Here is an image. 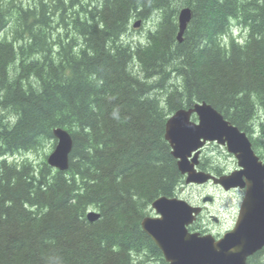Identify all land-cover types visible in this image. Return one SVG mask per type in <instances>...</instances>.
Wrapping results in <instances>:
<instances>
[{
  "label": "trees",
  "instance_id": "1",
  "mask_svg": "<svg viewBox=\"0 0 264 264\" xmlns=\"http://www.w3.org/2000/svg\"><path fill=\"white\" fill-rule=\"evenodd\" d=\"M198 102L249 136L264 116V0H0V264H167L141 223L184 184L166 123ZM56 128L68 170L15 160Z\"/></svg>",
  "mask_w": 264,
  "mask_h": 264
},
{
  "label": "water",
  "instance_id": "2",
  "mask_svg": "<svg viewBox=\"0 0 264 264\" xmlns=\"http://www.w3.org/2000/svg\"><path fill=\"white\" fill-rule=\"evenodd\" d=\"M192 16L189 7L179 13L180 42ZM194 114L197 122L193 121ZM53 135L57 144L47 162L66 171L73 148L72 136L64 128L54 129ZM165 138L179 171L187 175V184H204L211 180L226 190L245 189V196L235 226L220 239L189 231L202 208L180 198L155 200L152 207L157 215L143 219V231L160 249L167 264H247L250 257L264 249V159L253 150L245 132L206 102L175 112L166 123ZM209 142L226 146L237 158L240 169L220 177L198 171L201 150ZM87 217L95 221L100 214L90 211Z\"/></svg>",
  "mask_w": 264,
  "mask_h": 264
},
{
  "label": "rangeland",
  "instance_id": "3",
  "mask_svg": "<svg viewBox=\"0 0 264 264\" xmlns=\"http://www.w3.org/2000/svg\"><path fill=\"white\" fill-rule=\"evenodd\" d=\"M134 23H132L130 31L124 38L127 43L136 44L140 41L144 42L147 37L148 28L153 24H156L154 19H152L149 22L141 23L140 27L133 29L132 26ZM133 70L137 71L136 65L133 67ZM257 116L258 119L255 121V126H252L250 135L253 136V139L262 143L264 138H262L263 133L260 124L263 123L264 116L262 114ZM194 121H196V119H194ZM53 142H55L56 146V139L55 141H48L45 148L41 149L39 152L19 154L15 160L21 162L23 159L28 158L34 164L38 165L44 159L45 154L48 157L54 150L55 146H52ZM262 151L263 153L261 156L264 155V150L262 149ZM202 154L203 157L201 162L204 168L212 173H214L213 171L216 169L219 171L221 170L223 173H228L237 167V162H235V158L232 157V154L228 153L226 148H222L218 144H207L203 149ZM15 160L11 158V161ZM205 195H210L213 198V201L203 203L202 200L205 199ZM177 197L187 200L193 205L200 204L206 206L207 210L203 214L200 224L206 226L215 236L218 234L220 235L233 227L238 216L241 199H243L240 191L226 192L221 187L214 186L212 183L201 186L186 184L185 181L179 188ZM156 215L155 211H152L150 214V216ZM211 215L215 216L214 218L219 219V221H213L210 217Z\"/></svg>",
  "mask_w": 264,
  "mask_h": 264
},
{
  "label": "flooded vegetation",
  "instance_id": "4",
  "mask_svg": "<svg viewBox=\"0 0 264 264\" xmlns=\"http://www.w3.org/2000/svg\"><path fill=\"white\" fill-rule=\"evenodd\" d=\"M252 136V135H251ZM250 136V137H251ZM251 138H253V137H251ZM213 144H217L216 142H212ZM220 147H222V145H219ZM222 148H226V147H222ZM202 152H203V150H202ZM202 157H203V154L201 153V155H200V163H199V169L200 170H202V167H201V165H202V162H201V160H202ZM232 157H234V155H232ZM235 158V157H234ZM264 158V157H263ZM235 162H237V160L235 159ZM238 170V169H240L239 168V166H238V164H237V167L234 169V170ZM229 173V172H228ZM225 174V173H224ZM203 186V185H202ZM231 191H240L241 193H242V198H243V195H245V189H233V190H230V191H228V192H231ZM227 192V191H226ZM206 197H211L210 195H205ZM206 197H204V198H206ZM212 198V197H211ZM242 200L243 199H241V202H242ZM208 201H213V198H212V200H209L208 199ZM202 202H203V200H202ZM200 204H198V205H195V206H199ZM202 206V208H203V212L198 216V218H197V220L194 222V224L193 225H191L190 227H189V230L191 231V232H199V233H201V234H206L207 232L208 233H213V232H211L206 226H204L203 224H200L201 223V219H202V216H203V214L205 213V211L207 210V208H206V206L205 205H201ZM211 217V219H213V221H215V222H218L219 221V219H215L214 217L215 216H213V215H211L210 216ZM201 220V221H200ZM214 234V233H213ZM219 235V234H218ZM217 236V235H216ZM221 236V235H220ZM220 236H218V237H220Z\"/></svg>",
  "mask_w": 264,
  "mask_h": 264
},
{
  "label": "bare ground",
  "instance_id": "5",
  "mask_svg": "<svg viewBox=\"0 0 264 264\" xmlns=\"http://www.w3.org/2000/svg\"><path fill=\"white\" fill-rule=\"evenodd\" d=\"M138 23V27H140V25H141V22L140 21H138V20H136L135 21V23L133 24V25H136ZM138 27H136V28H138ZM235 126V125H234ZM66 130V129H65ZM66 131H68V130H66ZM69 132V131H68ZM242 132H244V131H242ZM70 133V132H69ZM246 133V132H245ZM247 134V133H246ZM247 136L249 137V140L251 141V143H252V139H251V137L247 134ZM252 147H253V143H252ZM253 150H254V148H253ZM72 151H73V148H72ZM255 151V150H254ZM72 153V152H71ZM70 156H71V154H70ZM11 160V159H10ZM69 167H70V165H69ZM69 169V168H68ZM67 169V170H68ZM222 175H227L226 173L224 174L223 172L221 173V174H218V177H220V176H222ZM214 186H218V187H221L222 189H224L225 191H230V190H233V189H241V188H231V189H229V190H226L225 188H223L222 186H220V185H218V184H214ZM244 196L245 195H243V198H244ZM152 209H153V207H152ZM148 217V216H147ZM152 217H155V216H152ZM100 218V217H99ZM98 220V219H97ZM235 223H236V221H235ZM235 223H234V225L233 226H235ZM233 228H230V229H228L227 231H225L224 233H222V234H220V235H217V236H215L213 233H208L207 232V235H212L213 237H215L216 239H220L221 237H223L226 233H228L229 231H231ZM197 233H199V232H197ZM218 236H220V237H218Z\"/></svg>",
  "mask_w": 264,
  "mask_h": 264
}]
</instances>
